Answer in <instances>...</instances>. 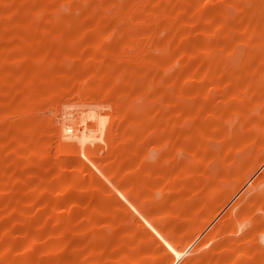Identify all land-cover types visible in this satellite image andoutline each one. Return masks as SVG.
Listing matches in <instances>:
<instances>
[{
	"label": "rangeland",
	"instance_id": "rangeland-1",
	"mask_svg": "<svg viewBox=\"0 0 264 264\" xmlns=\"http://www.w3.org/2000/svg\"><path fill=\"white\" fill-rule=\"evenodd\" d=\"M0 264H264V0H0Z\"/></svg>",
	"mask_w": 264,
	"mask_h": 264
},
{
	"label": "built area",
	"instance_id": "built-area-1",
	"mask_svg": "<svg viewBox=\"0 0 264 264\" xmlns=\"http://www.w3.org/2000/svg\"><path fill=\"white\" fill-rule=\"evenodd\" d=\"M90 116V115H89ZM91 116H93V115H91ZM69 117H71V114H69ZM81 124V123H80ZM67 128H70V134H67V133H65V134H67L68 136H73V132H74V129L72 128V127H67ZM66 129V128H65Z\"/></svg>",
	"mask_w": 264,
	"mask_h": 264
}]
</instances>
